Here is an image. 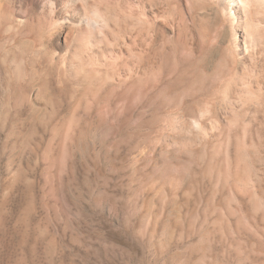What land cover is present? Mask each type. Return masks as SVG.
I'll list each match as a JSON object with an SVG mask.
<instances>
[{
  "label": "rangeland",
  "instance_id": "374dc122",
  "mask_svg": "<svg viewBox=\"0 0 264 264\" xmlns=\"http://www.w3.org/2000/svg\"><path fill=\"white\" fill-rule=\"evenodd\" d=\"M233 1H6L0 264H264V0Z\"/></svg>",
  "mask_w": 264,
  "mask_h": 264
},
{
  "label": "bare ground",
  "instance_id": "6f19581e",
  "mask_svg": "<svg viewBox=\"0 0 264 264\" xmlns=\"http://www.w3.org/2000/svg\"><path fill=\"white\" fill-rule=\"evenodd\" d=\"M7 0H0V8L3 7L5 5ZM52 0H41L43 7L48 5L49 3H51ZM56 1V0H55ZM80 1V0H79ZM93 0H91L92 2ZM97 1V0H96ZM173 1V0H172ZM175 1V0H174ZM178 1V0H177ZM224 1V0H223ZM99 2V1H98ZM234 5L236 6H240V8L243 10L242 12L246 15L251 2L250 0H234ZM79 3V2H78ZM238 3V4H237ZM52 4V3H51ZM93 4V3H92ZM225 11V10H224ZM228 14H223L222 16L224 17V19L226 20H231L232 19V14H230L229 12H227ZM244 16V15H243ZM246 18V17H245ZM12 29L11 25L7 22L6 25V32L10 31Z\"/></svg>",
  "mask_w": 264,
  "mask_h": 264
}]
</instances>
